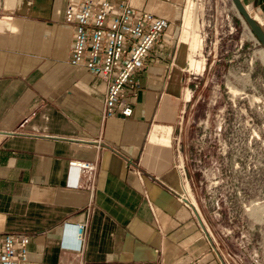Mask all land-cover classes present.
I'll list each match as a JSON object with an SVG mask.
<instances>
[{"label": "crops", "instance_id": "0c3cea01", "mask_svg": "<svg viewBox=\"0 0 264 264\" xmlns=\"http://www.w3.org/2000/svg\"><path fill=\"white\" fill-rule=\"evenodd\" d=\"M65 1L0 0V235L28 236L21 264H224L180 162L186 0H128L167 22L125 117H103L106 82L69 63ZM241 1L264 30V0ZM72 159L95 165L77 184Z\"/></svg>", "mask_w": 264, "mask_h": 264}, {"label": "rangeland", "instance_id": "374dc122", "mask_svg": "<svg viewBox=\"0 0 264 264\" xmlns=\"http://www.w3.org/2000/svg\"><path fill=\"white\" fill-rule=\"evenodd\" d=\"M193 1L192 32L202 42L194 49L184 44L189 78L180 162L224 264H264L262 46L230 0Z\"/></svg>", "mask_w": 264, "mask_h": 264}, {"label": "built area", "instance_id": "2783aa9c", "mask_svg": "<svg viewBox=\"0 0 264 264\" xmlns=\"http://www.w3.org/2000/svg\"><path fill=\"white\" fill-rule=\"evenodd\" d=\"M63 21L72 26L69 63L83 66L106 82L103 117L129 116L139 95L141 82L135 70L142 64L167 19L134 8L128 0H66ZM69 180L77 184L78 174L93 169L90 161L69 160ZM187 196L184 197V200ZM86 222L76 223V243L84 239ZM25 233L0 235V264H21L28 257Z\"/></svg>", "mask_w": 264, "mask_h": 264}, {"label": "bare ground", "instance_id": "6f19581e", "mask_svg": "<svg viewBox=\"0 0 264 264\" xmlns=\"http://www.w3.org/2000/svg\"><path fill=\"white\" fill-rule=\"evenodd\" d=\"M189 4L190 5L188 7V10H187V12L183 18L184 24H183V29H182L181 35H180V42H182L183 44H186L187 47H192L194 49V48H198L201 45L202 39L200 40L198 35H196L195 33L192 32V29H193L195 22H196V19H197L196 18L197 6L193 0H190ZM239 17H242V16L239 14ZM242 19H243L244 23H246L244 17H242ZM260 55L262 56L261 58L264 59V54H263L262 48L260 49ZM192 62H193V67H196L197 69L201 68V63L199 61L194 60ZM234 92H237V91L234 90Z\"/></svg>", "mask_w": 264, "mask_h": 264}, {"label": "water", "instance_id": "95a60500", "mask_svg": "<svg viewBox=\"0 0 264 264\" xmlns=\"http://www.w3.org/2000/svg\"><path fill=\"white\" fill-rule=\"evenodd\" d=\"M233 4L235 10L244 17L249 30L252 31L262 46L263 54H264V30L261 27L260 23L257 21V19L249 13L248 9L246 8L245 4L241 0H230Z\"/></svg>", "mask_w": 264, "mask_h": 264}]
</instances>
